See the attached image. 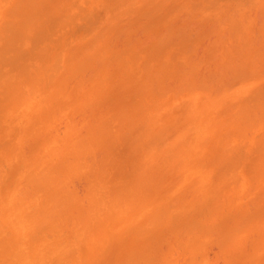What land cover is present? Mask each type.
Instances as JSON below:
<instances>
[{"label": "bare ground", "instance_id": "obj_1", "mask_svg": "<svg viewBox=\"0 0 264 264\" xmlns=\"http://www.w3.org/2000/svg\"><path fill=\"white\" fill-rule=\"evenodd\" d=\"M0 264H264V0H0Z\"/></svg>", "mask_w": 264, "mask_h": 264}]
</instances>
